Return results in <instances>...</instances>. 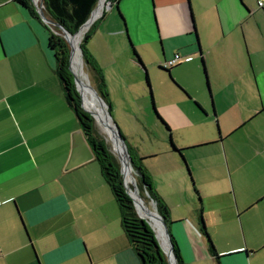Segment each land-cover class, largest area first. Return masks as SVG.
Listing matches in <instances>:
<instances>
[{"label":"crops","instance_id":"crops-1","mask_svg":"<svg viewBox=\"0 0 264 264\" xmlns=\"http://www.w3.org/2000/svg\"><path fill=\"white\" fill-rule=\"evenodd\" d=\"M257 1L121 0L95 21L88 41L111 109L161 136L163 129L186 128L190 123L179 120L199 116L196 110L208 115L202 96L172 71L196 57L202 64L222 131L218 121V137H202L181 153L170 143L193 190L185 187L188 199L177 202L158 191L185 264H264V8ZM28 13L17 0H0V65L13 61L0 69V264H142L98 162L65 170L72 134L81 127L54 80L48 30L40 31ZM5 14L19 21L4 24ZM177 53L184 59L164 70L162 62ZM42 59L46 72L37 66ZM137 63L146 76V64L164 73L157 104L150 88L155 111L141 87L129 94ZM203 147L211 148L204 154L210 162L194 170L195 182L183 151ZM203 174L214 179L202 181ZM185 201V211H176Z\"/></svg>","mask_w":264,"mask_h":264},{"label":"rangeland","instance_id":"rangeland-1","mask_svg":"<svg viewBox=\"0 0 264 264\" xmlns=\"http://www.w3.org/2000/svg\"><path fill=\"white\" fill-rule=\"evenodd\" d=\"M30 1L36 9V12L38 14V18L36 16H33L30 13H28V15H29L28 17L31 18V20L35 23L36 26H38L40 31L42 29L48 30L47 29V27H48L52 32H54L57 36H59L63 40L65 45L67 46V50H68L69 57H70L71 45H70L69 41L64 37V34H66V33L59 26H57L55 24H50V23H47L46 21H44L40 17L39 12L37 11V9H42L44 11L45 15L49 19L57 21L56 19L53 18V16L47 10L46 5H45V1L44 0H36L37 2L34 0H30ZM202 4H203V2H202ZM192 5H193V2H192ZM195 5L197 6L196 2L193 5V8ZM186 6H187V10H188V5L186 4ZM202 6H205V4ZM107 8H108V0H107V3L105 5L104 10L102 11L101 15L97 19H99L103 15L104 11ZM2 18L3 19H1V20L3 21L2 23H4V24H6L9 21H12V22L19 21V18L17 16H15L14 14H12L10 19L8 18V16L6 14ZM91 26L87 29L86 33L91 28ZM80 33L81 32L77 33L76 35L78 36ZM85 35L86 34H84V36L82 37L80 46L84 40ZM79 54H80V58H81V62H82V68L84 71V75L86 77V81L87 82L89 81L91 84L93 83L95 85L96 82H95L94 74L89 69V67H86L84 60H83L82 51L81 52L79 51ZM149 58H151V56ZM149 58H147V57L145 58L147 62L149 61L148 60ZM15 62H17V61H15ZM12 63H13V61H12ZM12 63L2 64V65H0V69L1 68L2 69H9L12 67ZM17 63H18L17 66L20 65L19 61ZM146 65H147L149 78L151 80V86L153 88L152 93H153V96H154V98L156 100V104H157V99H158V101H160V99H161L160 91H162L164 86H165V84L162 83V81H161V78H162L164 73L157 68L158 65L156 67L149 66L148 64H146ZM37 66L39 69L41 68V70H43V72L47 71L46 63H45L44 59H42L41 61H38ZM136 66L138 67V69L135 68V70H137L136 73L131 72L132 74H131V77L129 78L130 81H133L135 83L136 87L133 88L134 87L133 84H131V86H129V87L127 85V88H129V94L135 95L137 93L136 88L141 87L144 94H146V96H147L148 102L151 105V110L155 111L154 106L152 104V94L150 91V87L147 85V78H146L147 72L144 70V68L139 63H137ZM172 71L177 77H179L181 79V81L183 83H185V85H187L189 87V89L193 93H194V91H196V93H197L196 95L202 96L203 101H204V103L207 106V109L209 111L207 113L208 115H206L200 111L198 112V110H196V112L199 116H196V117L193 116L192 113L191 114L187 113L188 116H187V118H185V120H182V118L179 120V124L190 123V124H188V126L186 128L181 129L179 131L172 132V133L167 131L166 129H163V131L161 133L162 136H161L160 134H157V132L152 133V132H150V130H147L148 124H145L141 120H138L137 118H133V119L129 118L130 120H128V118H126V116H123L121 114L119 115L118 110H115V108L113 106L111 109V113H112L113 120L117 123L118 127L120 128V131H121L123 137L126 139L127 144L130 146L132 153L134 154L135 158H137V162L140 163V159H139L140 157L145 158L142 161V163L146 169V176H147L148 180L150 181V183L152 184L154 190L157 193L159 191L160 193H164V194L168 195L171 198V201L177 202L180 199L181 200H187L188 194L185 192V189H186L185 187H187V189L190 188L193 190V186L191 185V182H190L191 179L188 176L189 174L185 173L186 167H185L184 162L181 158V155L178 154L176 156V155L172 154L171 152H169V146H170L169 140L172 138L173 142L178 147V149H186V148L194 145L193 143L197 142L199 139H202V137H210V135L214 136V137H218V127H217L218 121H219L221 131H222V126H221L219 118L215 117L212 99H211V96H210V93H209L207 87L205 86L206 84L203 81V79H204L203 68H202V64L200 63L198 57L195 58V61L193 62V64H190L188 62L187 63L184 62L181 66L173 68ZM67 74L69 75L70 79L73 82H75L74 75H73L72 71L70 70V68L67 71ZM54 80H55V82L60 83L59 77L56 73H54ZM91 80H92V82H91ZM118 84H120V83H118ZM179 84L181 85V83H179ZM77 91H78V89H77ZM137 91H138V89H137ZM79 95H80V92H79ZM191 96L194 98L193 95H191ZM188 104L191 106V108L194 110V112H195V109H198L195 106L194 100L189 101ZM81 107H82L83 111L89 117L94 119L96 126H97V131L102 136L104 143L106 144L108 150L119 160L118 155L121 156L120 149L117 147V145L114 143V141L111 140L108 137V135H106L103 132L102 128L100 127V125L98 124L96 119L86 110V107L82 106V98H81ZM105 116H106V112H105ZM76 119H77V117H76ZM77 121H78V119H77ZM78 123H79V121H78ZM157 125L158 124L155 123L154 126L157 127ZM171 129L173 130L172 126H171ZM207 150H211V148L210 147H203V148H199V149L188 150V151L184 150L183 151V154L188 161V164L191 168L193 176L195 173L194 172L195 169L204 168L210 162V160H207L205 155H204L206 152H210ZM130 156H131V161H132V171H133V174L135 175L136 180H137V176H136L137 170L134 167V163H133L134 158L132 157L131 153H130ZM127 160H128V162L130 160L128 155H127ZM96 164H98V163H96ZM183 165H184V167H183ZM178 168H182L181 174L178 171ZM183 168H185V170ZM121 174H122V172H121ZM122 177H123V187L127 193V190H126V187L124 184V175L123 174H122ZM205 178L214 179V176L209 175L207 177L206 174H203L202 181L205 180ZM194 180L196 182L195 176H194ZM130 186L132 187V184H130ZM138 190H139V187H138ZM139 192H140V190H139ZM140 194H141V192H140ZM141 196L144 199L143 200L144 205L148 206V208L151 210V212L156 214L155 210L158 208H157V204H156L155 200L152 199L146 191L142 192ZM185 202L186 203H184L182 205H177L175 207L176 211H179V212L185 211V205H187L189 203V201H185ZM203 202H204V200H203ZM141 218L144 219L147 222V224L152 228V230L154 231L156 238L159 242V245H160L162 242V239H159L157 234L161 238V233L158 231L157 228H155L152 220L149 217H146V218L141 217ZM160 240H161V242H160Z\"/></svg>","mask_w":264,"mask_h":264},{"label":"trees","instance_id":"trees-1","mask_svg":"<svg viewBox=\"0 0 264 264\" xmlns=\"http://www.w3.org/2000/svg\"><path fill=\"white\" fill-rule=\"evenodd\" d=\"M45 5L49 13L61 23L66 29H68L73 34L79 33L80 27L90 18L92 11L98 5L99 0H44ZM121 0H108L111 5L118 6ZM22 4L33 16L38 18L35 7L30 0H17ZM94 22L91 28L85 33L84 40L81 44L83 60L86 67L93 72L96 84L93 86L97 89L99 94L109 105L110 110V100L107 84L104 79L101 68L96 63L93 55L88 49V41L92 36L93 29L95 26ZM48 48L52 50L55 56V68L54 71L59 77L60 84L62 86L65 99L72 110H74L80 127L84 132V135L90 144L92 150L95 154V161L98 162L101 170L102 177L104 181L110 187L112 194L117 202L121 215V225L122 229L127 236L131 247L134 252L139 257L142 264H169L168 258L164 251L162 250L156 235L152 228L147 224V222L142 219L136 210L132 198L126 193L123 187V177L121 174V164L120 161L108 150L102 136L97 131V126L93 118L89 117L81 107V97L77 91L76 84L73 82L67 71L69 70V53L67 46L63 40L52 32L48 27ZM80 29V30H79ZM137 55V53H136ZM144 69L146 68L143 64ZM147 78V85L151 88L149 76ZM92 82V80H91ZM153 105L154 98L152 97ZM161 121L166 125L167 123L159 116ZM172 150L181 153V150L176 147L171 139ZM129 152L134 158V167L137 170V183L139 190L142 192L146 191L149 196L155 200L159 213L162 215L166 221L171 236L174 243V252L177 257L179 264H185L180 253V247L175 239L172 231L171 225L173 223L171 218V213L169 207L164 202V200L158 195L154 190L152 184L146 176V169L142 161L144 157H140V163L137 162L134 154L131 151L130 146L127 144ZM140 215L146 218L139 211ZM201 222L203 224V232L207 237L210 249L214 254L217 255L215 245L211 236L209 235L205 225L203 210L201 209Z\"/></svg>","mask_w":264,"mask_h":264},{"label":"water","instance_id":"water-1","mask_svg":"<svg viewBox=\"0 0 264 264\" xmlns=\"http://www.w3.org/2000/svg\"><path fill=\"white\" fill-rule=\"evenodd\" d=\"M110 6H111V3L108 2V7H110ZM37 11L39 12L40 17L44 21H46L47 23L55 24V25L59 26L63 31H68V29H66L61 23H59L57 21H54L52 19H49L45 15V13H44V11L42 9H37ZM93 12H94V10L92 11L90 18L80 27V29L91 20ZM79 51L80 52L82 51L81 46H79ZM73 55H74V49L71 48L70 57H69V68H70V70L72 71V73L74 75L75 84H76V87H77V89L79 91V83H81V80L78 78L76 73L72 70L71 64H72ZM163 69L166 70V68H163ZM88 86L94 92L95 97H96L97 102L100 105V107L105 110L106 117H108L112 121L111 130H112V132H113V134H114V136L116 138L117 143L124 147L125 152L127 153L128 157L130 158V162H129L130 164L128 166L131 167L132 166V161H131V156H130V152L128 150L126 139L123 137V135H122V133L120 131V128L118 127L117 123L113 120L112 113H111L109 105L105 102V100L99 94L97 89L89 81H88ZM80 96L82 98L81 93H80ZM82 106H83V98H82ZM118 158H119V161H120V164H121V172L124 175V172H123V162H124V160H123V158L120 155H118ZM93 159H95L94 151L92 150L90 144L88 143V141H87V139H86V137L84 135L83 130L82 129L76 130L72 134V151H71L70 158H69V160H68V162L66 164L65 170H67V171L71 170V169H73V168H75V167H77L79 165H82L84 163H87V162H89V161H91ZM124 184H125L127 193L131 196V198L133 200V203H134V205L136 207V210H137L138 214L140 215L139 209H138V203L140 204L141 207H143V200L144 199H143V197L141 196V194H140V192L138 190V183H137L135 175L133 174V171H132V182H131L132 188L131 189L134 190V192L137 195V199L139 201L137 199H135V197L130 193V189H129V187L126 184L125 175H124ZM155 213H156V217L161 221L162 226L164 228V232H165V234L167 236L168 248L166 249L162 245V243L160 245H161L162 249L164 250V252H165V254H166L167 258H168L169 264H179L178 260H177V257L175 255V252H174V243L172 241V236H171L169 227H168L166 221L164 220V218L162 217V215L159 213L158 209L155 210ZM157 236H158V234H157Z\"/></svg>","mask_w":264,"mask_h":264},{"label":"bare ground","instance_id":"bare-ground-1","mask_svg":"<svg viewBox=\"0 0 264 264\" xmlns=\"http://www.w3.org/2000/svg\"><path fill=\"white\" fill-rule=\"evenodd\" d=\"M36 1V0H34ZM37 2V1H36ZM107 3V0H99L98 5L94 9L93 15L91 20L83 26V28L80 30V34L77 36L76 34H73L72 32L64 31L66 34H64V37L69 41L71 48L74 49V55L72 59V70L76 73L78 78L81 80V83H79V91L83 98V106L86 107V110L96 119L100 127L102 128L103 132L108 135V137L114 141V143L117 145V147L121 151V157L123 158V172L125 175L126 184L130 189V193L137 199V195L134 192L132 187L130 186L132 182V166L129 167L130 160L128 162L127 160V153L125 152V149L122 145L118 144L116 141V138L111 130L112 121L105 116V111L100 107V105L97 102V99L95 97L94 92L92 89L88 86V82L86 81V77L84 75V71L82 68V62L79 54V46L82 40V37L86 33L87 29L95 22V20L101 15L102 11L105 8V5ZM138 200V199H137ZM139 201V200H138ZM138 203V202H137ZM138 209L139 211L145 215L146 217H149L155 228L158 229V231L161 233V238L164 245V247L168 248V242H167V236L164 232V228L162 226L161 221L156 217V214L151 212V210L148 208V206L144 205L143 201V207L140 206L138 203Z\"/></svg>","mask_w":264,"mask_h":264},{"label":"built area","instance_id":"built-area-1","mask_svg":"<svg viewBox=\"0 0 264 264\" xmlns=\"http://www.w3.org/2000/svg\"><path fill=\"white\" fill-rule=\"evenodd\" d=\"M257 3L259 8H264V0H258ZM183 59L184 58L179 53H177L173 58L164 60L161 65L165 68H171L176 64L180 63ZM190 59L191 57L185 58V60H190Z\"/></svg>","mask_w":264,"mask_h":264}]
</instances>
